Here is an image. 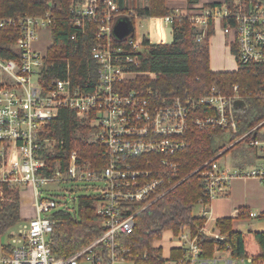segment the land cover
Returning <instances> with one entry per match:
<instances>
[{"label":"built area","instance_id":"2783aa9c","mask_svg":"<svg viewBox=\"0 0 264 264\" xmlns=\"http://www.w3.org/2000/svg\"><path fill=\"white\" fill-rule=\"evenodd\" d=\"M72 10L76 26L81 27L85 20L97 24V43L91 50L97 81L87 87L73 84L69 69L64 78L43 81L46 50L34 48V43L44 29L50 36L47 15L0 18V32L18 34L8 44L11 51L0 52V183L30 191L34 212L12 228L10 253L4 254L0 247V264L129 261L125 256L128 249H119L115 238L131 233L135 215L178 184L180 180H175L178 163L173 158L189 146V129L211 127L234 133L237 128L235 113L243 100L237 85L232 87V94H224L212 86L196 97L173 99L162 98L146 87H124L138 77H153L152 73L134 67L137 62L134 53L141 49L142 40L130 34L123 42H116L119 39L112 32L119 17H136L133 10L120 11L112 0H75ZM181 12L190 14V22L197 30L196 41L205 38L211 20L214 31L219 27L227 37L226 45L237 65L264 68V0H222L196 4L194 9ZM163 19L170 23L169 16ZM258 94L264 96V90ZM62 109L71 110L87 127L86 140L102 148L105 166L101 170L83 160L76 148L60 153L65 145L63 139L40 135L43 126ZM249 133L252 136L246 145L257 152L258 166L248 170L225 167L218 162L220 151L196 169H202L208 196L202 205L201 215L206 222L201 232L218 236L217 231L208 228L206 207L224 193L231 179L254 177L264 181V120L244 135ZM148 155L147 159L138 157ZM66 182L94 189L95 209L104 216L105 231L73 254L57 257L48 246L55 224V212L50 210L57 202L43 197L42 187ZM137 203L143 206L131 210ZM241 213L242 209L235 210L236 217ZM246 213L248 217H256L254 212ZM167 238L169 250L179 248L185 255L175 260L168 255L165 264H234L230 257L220 254L211 259L200 258L198 238L187 229L176 235L170 232Z\"/></svg>","mask_w":264,"mask_h":264},{"label":"trees","instance_id":"16d2710c","mask_svg":"<svg viewBox=\"0 0 264 264\" xmlns=\"http://www.w3.org/2000/svg\"><path fill=\"white\" fill-rule=\"evenodd\" d=\"M73 1L75 0H0V18L47 15L50 18L51 42L46 49L43 81L64 78L69 69L71 82L87 87L97 81L94 73L96 64L91 55V50L97 43V24L85 20L81 27L76 26L72 10ZM112 1L120 11L133 10L136 17L169 16L172 29L170 43L154 44L150 43L146 36L142 37V47L134 53L137 56L134 67L138 71L152 73L153 77H138L126 83L125 88L146 87L156 91L162 98L173 99L196 97L212 86L224 94H232V87L237 85L243 98L240 109L235 113L237 128L234 133L211 127L192 126L189 129V146L173 158L178 163V176L175 180L180 181L135 215L131 233L116 236L115 241L119 249H128L125 256L133 264H165L166 259L162 255L161 247H157L155 243L166 231L176 235L187 229L193 236H197L199 257L202 259H211L217 253L227 251L232 260L250 258V264H264V232H255L252 237H248L234 228L232 218L224 217L216 220L214 230L218 232V236H212L201 232L206 217L194 213L198 204L202 206L208 201L201 175L202 169H196L216 153L222 151L217 157L219 158L231 147L242 142L247 143L252 134H244L264 120V96L258 94L260 90H264L263 66L237 65L233 71H213L209 64V38L214 34L211 20L208 21L205 38L196 41L197 30L190 22V14L169 6L170 0ZM185 1L188 6L198 3V0ZM134 18L130 17L133 26ZM17 35L16 32H0L1 53L11 51L8 44L15 41ZM131 36L135 38L134 30ZM123 41L124 39L116 40L120 43ZM42 129L41 136H54L65 141L64 147L59 150L60 153L65 154L76 148L81 158L91 162L95 170H101L105 166L102 148L78 135L87 133L88 129L75 118L71 110L62 109L58 116ZM238 138L240 139L226 149L227 145ZM224 139L228 140V144L221 142ZM138 157L147 159L150 156ZM61 161L64 162V159L61 158ZM96 199L94 194L80 196L77 215L67 211H57L53 214L55 224L48 238V246L53 255L67 257L105 231L104 216L95 209ZM20 200L18 188L0 183V239L22 221ZM142 206L143 203L134 204L131 210ZM246 214V211L242 210L237 218L248 217ZM257 218L264 219V214L258 215ZM252 241L258 245L257 254L250 251ZM0 247L4 254L10 253L9 241L2 243L0 240ZM184 255L185 251L179 248H172L169 252V257L173 260Z\"/></svg>","mask_w":264,"mask_h":264},{"label":"crops","instance_id":"0c3cea01","mask_svg":"<svg viewBox=\"0 0 264 264\" xmlns=\"http://www.w3.org/2000/svg\"><path fill=\"white\" fill-rule=\"evenodd\" d=\"M173 1L176 2L179 0H170L168 1V4L169 2H173ZM205 3H208V2L204 1L199 4L201 5ZM169 6L176 8V7H181V4L180 6L178 4L175 6L169 4ZM138 18L143 20V22H145L147 26V29L145 33L143 34V36H146L148 40L150 41V43H154V44L155 43L157 44L158 43H170L172 41V29H171L170 23L164 21L163 17H146V18L138 17ZM216 29L214 33L216 32ZM47 34L49 33L47 32ZM213 38L215 40L214 43L212 42ZM226 40H227V37L221 32V30L218 33V36H215V34H213L209 38V62H210L209 64H210V68L213 71H233L237 68L236 61L233 58L229 48L226 45ZM41 44H43V42L37 39V41L34 43L35 45L34 48L40 50L39 48L41 47L39 46ZM48 46L49 45L46 46V49ZM216 55H218L224 62L226 61L227 63H229L232 68H229L227 70H214L212 68V64L217 63L215 60ZM258 164H259V158H258L257 152L247 147V149L240 151L238 159L234 158L233 162L230 165H224V166L229 167L231 169L248 170V169H252L258 166ZM198 206L200 207L198 215H200L203 209V206L201 205H198ZM206 208L208 211L207 225H208V228H210V230H213V231H216L214 230L215 222L219 218H224V217L232 218L233 225L236 221L243 223L252 218L258 219L257 218L258 215L264 214V181H260L254 177L233 178L228 183V186L226 187L224 193L212 199V201ZM237 209H242V210H245L246 212L247 211L254 212L256 213V217L237 218L235 216V210ZM33 214L34 212H33V208L31 207V202L29 203V205L28 204L26 205V202L22 203V200H20V216L22 220L33 216ZM260 220L264 221V219H260ZM166 232L170 234V231H166ZM255 232H264V230L255 231ZM254 245H255V248L252 249V251L250 249V251L253 254H257L259 252V248L256 242H254ZM220 255L228 257L227 252H223ZM235 261L236 260H233L234 264H236Z\"/></svg>","mask_w":264,"mask_h":264},{"label":"rangeland","instance_id":"374dc122","mask_svg":"<svg viewBox=\"0 0 264 264\" xmlns=\"http://www.w3.org/2000/svg\"><path fill=\"white\" fill-rule=\"evenodd\" d=\"M218 2V1H222V0H198L199 4L201 2ZM170 5H179L181 4V7H176L175 9H177V11H187L188 9H194V5H190L188 6L186 4L185 0H179L176 2H169ZM147 29V26L145 24V22H143V20L139 19L138 17L134 18V33H135V38L137 40H141L143 34L145 33ZM47 30V29H46ZM46 30H42L40 32L39 35V41H42L43 44H41L39 47L41 52H44L46 50V46L50 44L51 39L49 34H47ZM220 32L219 28L216 29V32L214 33L215 36H218V33ZM46 33V34H45ZM217 33V34H216ZM41 38V40H40ZM214 38L212 39V42L214 43ZM35 46V45H34ZM215 60L217 63H213L212 64V68L214 70H227L229 68H232L231 65L229 63H227L226 61L224 62L218 55L215 56ZM78 135H81V137L86 138L88 135L87 133L83 132L78 133ZM221 142H223L224 144H228V140L224 139L221 140ZM232 143H230L229 145H227L226 149L231 145ZM247 149L246 143L242 142L238 145H235L233 147H231L226 153H224L222 156L219 157L218 162L222 165H230L233 162V159H238V156L240 154L241 150ZM43 192H42V196L43 197H48V198H52L57 202V206L53 209L50 210V213H54L57 211H67L69 213H75V215H77V210H78V199L80 196L83 195H90V194H94V189L91 188L90 186L87 185H83L81 183H77V182H66V183H48L46 185H44L42 187ZM21 194V200L22 203L26 202V205L31 202V192L30 191H26V190H21L20 191ZM199 205V204H198ZM196 206L194 209V213L195 214H199V206ZM234 227L236 230H239L240 232H242L243 234L247 235L248 237H252L253 233L255 231H261L264 230V221L260 220V219H256V218H252L250 220H247L243 223L240 222H235L234 223ZM14 229H10L8 232H6L4 235H2L1 237V242L2 243H6L7 241H9V235L10 232L13 231ZM168 235L169 233L164 232L162 235V238L157 241L155 243V245L157 247H161L162 250V255L163 257H168L169 255V240H168ZM255 248L254 242L252 241V244L250 245V249L252 251V249ZM236 264H250L248 262L247 259L244 260H236L235 261ZM116 264H133L130 261H124V262H119Z\"/></svg>","mask_w":264,"mask_h":264},{"label":"water","instance_id":"95a60500","mask_svg":"<svg viewBox=\"0 0 264 264\" xmlns=\"http://www.w3.org/2000/svg\"><path fill=\"white\" fill-rule=\"evenodd\" d=\"M134 26L128 18L121 17L113 25L112 32L116 39H123L132 34Z\"/></svg>","mask_w":264,"mask_h":264}]
</instances>
